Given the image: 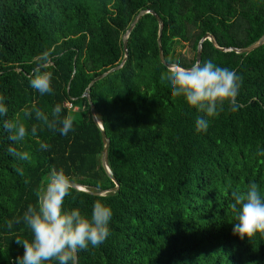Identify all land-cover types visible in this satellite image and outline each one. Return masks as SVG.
<instances>
[{"label": "trees", "instance_id": "obj_1", "mask_svg": "<svg viewBox=\"0 0 264 264\" xmlns=\"http://www.w3.org/2000/svg\"><path fill=\"white\" fill-rule=\"evenodd\" d=\"M141 11L149 13L128 37L122 68L86 94L94 78L122 64L123 37ZM156 16L166 63L190 67L209 33L227 51L205 40L201 63L211 60L240 77L239 107L208 118L204 132L194 129L203 114L171 97L160 79L167 66ZM263 35L264 0H0V95L8 108L0 117V264L22 254L17 237L30 239L22 221L12 229L7 221L35 204L51 168L88 191L71 187L68 208L87 214L102 199L113 212L109 236L79 250L76 264H264V236L235 234L229 207L231 192L249 181L264 194V153L257 152L264 147V44L248 54L228 50ZM181 43L184 52L177 51ZM49 48L53 91L41 95L28 81L35 58ZM56 103L73 122L64 136L35 116L39 109L51 120ZM5 119L25 126L23 141L8 139ZM106 138V163L120 188L98 196L115 187L102 162ZM9 145L29 159L7 154Z\"/></svg>", "mask_w": 264, "mask_h": 264}, {"label": "clouds", "instance_id": "obj_2", "mask_svg": "<svg viewBox=\"0 0 264 264\" xmlns=\"http://www.w3.org/2000/svg\"><path fill=\"white\" fill-rule=\"evenodd\" d=\"M53 58L51 48L35 58L33 75L28 83L41 95L53 91V73L47 70ZM160 79L166 82L171 97H181L186 105L203 114L195 116L196 132L206 131L208 118L216 117L225 106L232 112L239 107L236 100L240 87L239 75L211 60L197 61L190 67L171 64L161 73ZM62 111L63 105L56 103L51 107V120L39 109L35 110V116L43 120L49 130L64 136L73 130V122L69 116L61 115ZM7 112L5 98L0 95V117ZM24 115L28 116L29 112L24 111ZM3 128L9 130L8 139L14 143L23 141L27 134L25 126L19 121L5 119ZM35 131L33 126V135ZM48 147L47 143H39L41 149ZM6 152L19 160L29 159L27 151H18L13 145H9ZM257 152L264 153V147H258ZM16 171L19 173L22 170L17 168ZM71 186V177L62 168H51L43 186L36 192L35 204L29 203L21 216L7 221L9 229L22 221L30 232V239H15L23 251L15 257L14 264H76L79 250L89 246L95 248L109 236V222L113 215L111 207L102 199H96L87 214L78 206L68 208L64 201ZM231 196L233 202L229 207L234 214L232 231L240 238H249L254 234L264 236V194L257 183L249 181L244 190L233 191Z\"/></svg>", "mask_w": 264, "mask_h": 264}, {"label": "water", "instance_id": "obj_3", "mask_svg": "<svg viewBox=\"0 0 264 264\" xmlns=\"http://www.w3.org/2000/svg\"><path fill=\"white\" fill-rule=\"evenodd\" d=\"M146 13H149V12H146V11H141L136 17L135 19L133 20L132 24L130 25L128 31L126 32V34L124 35L123 37V47H124V50L126 52V55H125V58L122 62L121 65L113 68V69H110L109 71L105 72V73H102L101 75L97 76L96 78H94L87 91H86V94H88L89 90L92 88V86L97 83L98 81L104 79L105 77H107L108 75L112 74L113 72L119 70L120 68H122L126 58H127V44H128V37L131 33V31L133 30V28L135 27V25L138 23V21L146 14ZM157 19H158V22H159V36H158V46H159V55H160V60L161 62L167 66H170L171 64L170 63H166L165 60H164V56H163V49H162V30H163V22L162 20L160 19V17L156 16ZM205 40H209L213 43V45L220 49L221 51H227V49L225 48H222V47H219L213 36L209 33H207L203 39L200 41V44L198 46V51H197V61L201 62V55H202V43L205 41ZM264 44V35L259 39V41L251 46H248L246 48H242V49H236V48H230L228 50H231V51H235L237 53H250L254 50H256L257 48L261 47L262 45ZM90 107H91V112L93 114V118L94 120L96 121V123L98 124V126L100 127V129L102 130V134L103 135H106L105 134V131H104V128L102 126V123L97 119L96 115H95V112H94V106L92 104V102H90ZM110 144V139L109 138H106V146L104 148V151H103V157H102V162H103V166L105 167L106 171L108 172L110 178L114 181L115 183V187L113 189H110V190H107V191H104L102 193H95L96 195L98 196H104L108 193H112V192H116L119 188H120V184L118 183V181L116 180V178L113 176L110 168L108 167L107 163H106V153H107V149H108V146ZM73 188H76L78 190H82V191H86L88 192L82 185H79L77 183H75L74 181H72V186ZM76 258H77V253H76Z\"/></svg>", "mask_w": 264, "mask_h": 264}, {"label": "rangeland", "instance_id": "obj_4", "mask_svg": "<svg viewBox=\"0 0 264 264\" xmlns=\"http://www.w3.org/2000/svg\"><path fill=\"white\" fill-rule=\"evenodd\" d=\"M187 49V45L185 43H181L178 48L177 51H182L184 52Z\"/></svg>", "mask_w": 264, "mask_h": 264}]
</instances>
